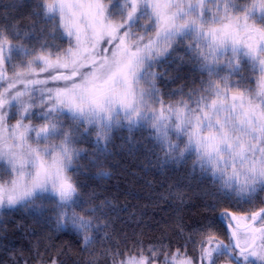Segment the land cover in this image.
Wrapping results in <instances>:
<instances>
[{
  "label": "snow or ice",
  "instance_id": "snow-or-ice-1",
  "mask_svg": "<svg viewBox=\"0 0 264 264\" xmlns=\"http://www.w3.org/2000/svg\"><path fill=\"white\" fill-rule=\"evenodd\" d=\"M125 152L155 201L195 182L221 209L178 219L183 252L117 233L145 215L104 183ZM262 193L264 0H0V217L70 228L87 264H264ZM0 251L19 264L2 219Z\"/></svg>",
  "mask_w": 264,
  "mask_h": 264
},
{
  "label": "trees",
  "instance_id": "trees-1",
  "mask_svg": "<svg viewBox=\"0 0 264 264\" xmlns=\"http://www.w3.org/2000/svg\"><path fill=\"white\" fill-rule=\"evenodd\" d=\"M159 70L163 71V69ZM183 83L184 80H179L169 87L178 89ZM178 98L177 96L173 99ZM124 135L127 133L116 134L115 151L117 153H120L119 145L123 143ZM136 135L138 136L139 133ZM111 163L115 167L108 170L113 174L104 183L109 186L114 195L118 196L121 205L128 203L145 211L143 222L139 226L136 221L128 220L126 214L122 215L115 225L118 234L121 229L127 234L129 246L133 239L143 233L145 247L150 242L163 239L165 244L171 242L170 251L175 252L177 248H181L183 252L182 237L177 235L175 230L178 219L182 220L186 226H193L197 221H202L204 217H212L221 210L217 208L213 212L207 207L212 201L204 194L203 186H197L195 182H182L179 189L171 187L174 194L177 191L182 193V199L173 195L167 201H155L153 189L158 187L162 177L142 173L138 167L141 161L128 156L126 152L114 156ZM81 179L85 178L81 177ZM148 181L152 182L153 187H149ZM174 184L173 177L167 181L165 187L168 188ZM125 190L135 192L136 198L128 197L126 200ZM260 196L264 198V193ZM0 219L7 227V237L11 247L18 250L16 259L19 264H24L25 260L27 264H37L38 259L49 261L53 258L60 264H87L90 258V253L82 250L78 237L70 228L57 230L53 224L47 223L24 208L14 210ZM139 219L138 216L137 220ZM19 250L23 251V255H20ZM0 259H8L7 254L0 251ZM100 264H110V261L102 259Z\"/></svg>",
  "mask_w": 264,
  "mask_h": 264
},
{
  "label": "rangeland",
  "instance_id": "rangeland-1",
  "mask_svg": "<svg viewBox=\"0 0 264 264\" xmlns=\"http://www.w3.org/2000/svg\"><path fill=\"white\" fill-rule=\"evenodd\" d=\"M12 123H14V121H11Z\"/></svg>",
  "mask_w": 264,
  "mask_h": 264
}]
</instances>
